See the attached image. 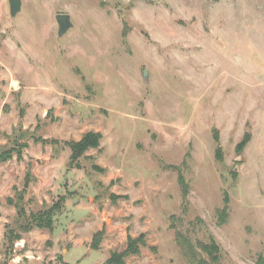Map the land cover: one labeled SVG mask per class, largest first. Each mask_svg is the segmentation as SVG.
Wrapping results in <instances>:
<instances>
[{"label": "rangeland", "instance_id": "1", "mask_svg": "<svg viewBox=\"0 0 264 264\" xmlns=\"http://www.w3.org/2000/svg\"><path fill=\"white\" fill-rule=\"evenodd\" d=\"M22 1L12 18L0 0V152L13 149L0 161V264H104L142 234L126 264H190L178 228L215 238L214 264H256L264 0ZM60 13L73 23L62 36ZM90 131L100 146L72 159L66 141ZM57 203L51 228L21 229Z\"/></svg>", "mask_w": 264, "mask_h": 264}, {"label": "trees", "instance_id": "2", "mask_svg": "<svg viewBox=\"0 0 264 264\" xmlns=\"http://www.w3.org/2000/svg\"><path fill=\"white\" fill-rule=\"evenodd\" d=\"M102 135L100 133H96L90 131L86 133L80 140L78 141H66V144L70 146L72 150L71 157L72 159H77L81 157L86 151L91 148H97L100 146ZM251 136L250 134H246L242 141L238 144L237 149L241 152L246 144L249 142ZM215 140L219 143V136L215 134ZM13 149L3 150L0 152V161H5L11 157ZM216 158L218 160L222 159V149L220 146L217 147L216 150ZM178 169V167L173 166ZM178 182L182 189V195L184 201H187L188 195L190 193V188L188 181L181 171H179ZM57 210H61V203L55 204L50 209L42 212L39 211L35 214H30L26 217L23 224H21V229L23 231H30L34 227L40 228H51L54 222V216L57 213ZM21 214H24L25 211L19 208ZM229 217V205L228 200L225 201V204L222 208L217 210V222L218 224H224L227 222ZM202 222V219H199ZM11 232L10 237H16ZM211 237V238H210ZM209 237L208 242H203L201 240L193 241L190 235L184 232L181 229L176 230V242L179 245L184 257L190 264H214L220 258L221 247L216 242L215 238L212 236ZM101 239V232H98L94 238L93 246L96 248L99 245ZM146 245L145 236L142 234L138 237H130L128 239L127 247L122 251L113 252L110 258L104 264H126V258L128 256L138 254L140 252L141 246ZM256 264H264V254L260 255L256 261Z\"/></svg>", "mask_w": 264, "mask_h": 264}, {"label": "water", "instance_id": "3", "mask_svg": "<svg viewBox=\"0 0 264 264\" xmlns=\"http://www.w3.org/2000/svg\"><path fill=\"white\" fill-rule=\"evenodd\" d=\"M8 1H9L10 15L12 18H15L22 11L23 1L22 0H8ZM56 19L59 25V29H58L59 36H62L73 26L69 14L60 13L56 16ZM146 76H147V71L144 72V77Z\"/></svg>", "mask_w": 264, "mask_h": 264}]
</instances>
